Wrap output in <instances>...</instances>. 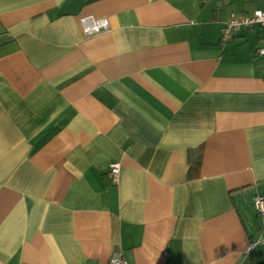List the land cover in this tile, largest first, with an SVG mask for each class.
Returning <instances> with one entry per match:
<instances>
[{"label":"crops","instance_id":"0c3cea01","mask_svg":"<svg viewBox=\"0 0 264 264\" xmlns=\"http://www.w3.org/2000/svg\"><path fill=\"white\" fill-rule=\"evenodd\" d=\"M259 10L0 0V264H264V30L220 45Z\"/></svg>","mask_w":264,"mask_h":264},{"label":"built area","instance_id":"2783aa9c","mask_svg":"<svg viewBox=\"0 0 264 264\" xmlns=\"http://www.w3.org/2000/svg\"><path fill=\"white\" fill-rule=\"evenodd\" d=\"M79 23L85 37L99 36L109 31V23L104 18L85 16L79 19ZM254 25L264 30V10L255 11L252 15H232L225 21L224 29L221 33V45L223 46L231 39V30L248 29ZM257 56L264 61V38L263 46L257 50ZM119 171L120 165L118 163H113L109 166L107 178L111 184H117ZM254 204L257 210V217L264 218V197H256ZM258 244L264 245V225L260 228L259 241L253 243L251 248ZM107 264H126V262L122 253L118 250L115 255L110 257Z\"/></svg>","mask_w":264,"mask_h":264},{"label":"trees","instance_id":"16d2710c","mask_svg":"<svg viewBox=\"0 0 264 264\" xmlns=\"http://www.w3.org/2000/svg\"><path fill=\"white\" fill-rule=\"evenodd\" d=\"M220 45H221V36H220ZM190 165H191L190 168L199 165V160L198 159L191 160Z\"/></svg>","mask_w":264,"mask_h":264},{"label":"bare ground","instance_id":"6f19581e","mask_svg":"<svg viewBox=\"0 0 264 264\" xmlns=\"http://www.w3.org/2000/svg\"><path fill=\"white\" fill-rule=\"evenodd\" d=\"M89 37H91V36H89ZM92 37H95V36H92Z\"/></svg>","mask_w":264,"mask_h":264}]
</instances>
